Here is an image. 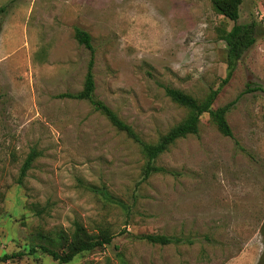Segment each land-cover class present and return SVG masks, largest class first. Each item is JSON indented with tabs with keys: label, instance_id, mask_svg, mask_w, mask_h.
I'll return each instance as SVG.
<instances>
[{
	"label": "rangeland",
	"instance_id": "374dc122",
	"mask_svg": "<svg viewBox=\"0 0 264 264\" xmlns=\"http://www.w3.org/2000/svg\"><path fill=\"white\" fill-rule=\"evenodd\" d=\"M0 256L2 264H258L264 253V0H244L238 23L256 42L228 74L225 35L234 22L211 0H0ZM95 49V99L155 143L188 110L165 87L232 103L224 136L201 117L144 177L146 157L82 90ZM31 169L19 182L32 150ZM79 226L112 243L60 263L30 245ZM164 234L169 244L141 237ZM67 247L61 245L60 250Z\"/></svg>",
	"mask_w": 264,
	"mask_h": 264
},
{
	"label": "trees",
	"instance_id": "16d2710c",
	"mask_svg": "<svg viewBox=\"0 0 264 264\" xmlns=\"http://www.w3.org/2000/svg\"><path fill=\"white\" fill-rule=\"evenodd\" d=\"M244 0H211L214 9L227 19L234 22L229 31L226 32V62L228 74L223 83H227L238 62L244 53L256 42L257 22L238 23L241 16V6ZM6 6H0V15L6 11ZM76 40L85 45L90 50L87 73L81 91L77 93H66L62 96L69 98L88 100L96 111L105 116L108 121L120 132L125 133L141 149L147 161L144 166V177H149L152 173L161 171L162 168L155 165V160L167 152L179 139L190 135H198L200 131V121L203 114L208 113L210 120L224 136H233V131L228 121V114L231 111L232 103H228L218 108H213V104L218 96L220 88L212 89L204 99H197L186 93L182 89L166 86V95L176 104L188 110V115L177 124L173 125L165 134L161 135L157 142L151 143L142 138L135 128L122 119L118 113L107 105L104 101L95 99V49L92 44L91 35L82 28L75 29ZM37 151L32 150L26 157L20 171L19 182H22L28 171L31 169ZM75 229L68 233L65 229L52 231L47 236V243L30 245L24 251L27 255H33L38 250L47 253L60 263L71 262L78 254L89 252L97 248H103L112 243L115 235L108 229L99 230V239L88 240L79 231V226L75 223ZM264 233V227H263ZM142 239L153 244H169L173 239L164 234H147ZM61 245L67 247L65 251L60 250ZM24 253L16 252L12 254L4 253L0 256V264L8 259L23 256ZM258 264H264V253Z\"/></svg>",
	"mask_w": 264,
	"mask_h": 264
}]
</instances>
